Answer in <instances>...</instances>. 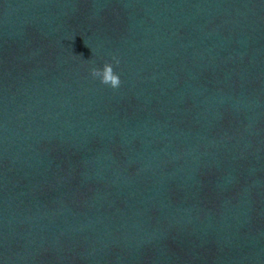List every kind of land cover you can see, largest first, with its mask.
Masks as SVG:
<instances>
[{
    "label": "clouds",
    "instance_id": "1",
    "mask_svg": "<svg viewBox=\"0 0 264 264\" xmlns=\"http://www.w3.org/2000/svg\"><path fill=\"white\" fill-rule=\"evenodd\" d=\"M115 63L118 64L119 61L115 60ZM90 73L93 78H99L102 84L108 85L113 89L118 88L121 84L120 77L114 72L112 63H105L102 70L93 67Z\"/></svg>",
    "mask_w": 264,
    "mask_h": 264
}]
</instances>
